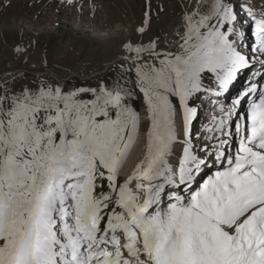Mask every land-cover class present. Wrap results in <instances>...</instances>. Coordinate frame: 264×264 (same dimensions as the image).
Masks as SVG:
<instances>
[{
  "label": "snow or ice",
  "instance_id": "snow-or-ice-1",
  "mask_svg": "<svg viewBox=\"0 0 264 264\" xmlns=\"http://www.w3.org/2000/svg\"><path fill=\"white\" fill-rule=\"evenodd\" d=\"M201 2L207 11L185 15L177 50L129 42L110 81L0 94V264H264V92L243 119L255 84L219 106L207 131L220 134V168L207 179V147L192 139L190 101L227 93L253 59L239 50L231 0ZM245 10L264 57V11ZM142 132L143 154L125 173Z\"/></svg>",
  "mask_w": 264,
  "mask_h": 264
},
{
  "label": "rangeland",
  "instance_id": "rangeland-1",
  "mask_svg": "<svg viewBox=\"0 0 264 264\" xmlns=\"http://www.w3.org/2000/svg\"><path fill=\"white\" fill-rule=\"evenodd\" d=\"M263 1L231 0L238 13L237 27L247 36L251 18L245 6L257 13L264 6ZM198 6L201 12L207 11V3L201 0H72L71 3L68 0H0V94L5 89L9 92H19L23 87L35 89L41 83H60L69 90L95 86L100 80L110 81L121 71L120 65L127 55L124 46L129 42L147 45L155 41L158 50H177L185 31V15ZM141 27L146 31L141 33ZM244 41H247L245 34L239 50L254 58L257 66H262L260 60L264 57H259L247 44L244 48ZM17 46L26 51L17 53ZM246 72L243 69L237 73L239 80L233 81L226 94L215 97L201 93L190 101L198 109L192 130L193 143L198 151L204 147L208 151V155L201 153L207 160L203 179L213 175L214 168H220L218 163H213L220 134H213L207 128L212 127L213 117L220 115V105L231 107L238 93L248 90L247 86L252 83L243 84L241 78ZM205 84L215 88L207 80ZM256 84L258 90L261 82ZM244 105L238 110L241 119ZM132 106L145 119L142 101L135 99ZM177 121L178 124L181 121L179 115Z\"/></svg>",
  "mask_w": 264,
  "mask_h": 264
},
{
  "label": "bare ground",
  "instance_id": "bare-ground-1",
  "mask_svg": "<svg viewBox=\"0 0 264 264\" xmlns=\"http://www.w3.org/2000/svg\"><path fill=\"white\" fill-rule=\"evenodd\" d=\"M41 1V0H40ZM47 3V2H46ZM260 11V10H259ZM32 12V11H31ZM50 14V13H49ZM246 69V68H245ZM243 70V69H241ZM240 70V71H241ZM240 76L236 77V80H239ZM142 141H143V136L140 137V140L137 141V144L135 145V149H133L132 155L129 157V160L125 166L124 172L127 173L128 171L131 170L133 167L134 163L142 156L143 154V148H142ZM180 147L176 146L175 151L176 153L180 152L178 151ZM123 175V174H122Z\"/></svg>",
  "mask_w": 264,
  "mask_h": 264
}]
</instances>
